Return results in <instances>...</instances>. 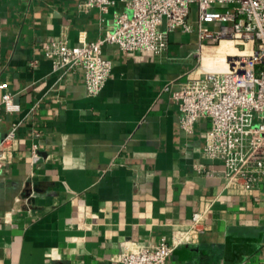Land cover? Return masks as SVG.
<instances>
[{"label":"crops","instance_id":"obj_1","mask_svg":"<svg viewBox=\"0 0 264 264\" xmlns=\"http://www.w3.org/2000/svg\"><path fill=\"white\" fill-rule=\"evenodd\" d=\"M81 1L0 0V82L20 105L0 123L5 136L17 122L0 169V264H117L125 242L188 228L205 199L209 228L165 264H264V177L252 194L226 191L223 163L201 156L209 122L184 132L177 86L164 89L195 67L197 32L169 33L162 57L104 44L111 70L89 96L84 70H53L45 50L58 37L96 40L127 8ZM235 49L203 46L199 70H225Z\"/></svg>","mask_w":264,"mask_h":264},{"label":"built area","instance_id":"obj_2","mask_svg":"<svg viewBox=\"0 0 264 264\" xmlns=\"http://www.w3.org/2000/svg\"><path fill=\"white\" fill-rule=\"evenodd\" d=\"M127 10L116 13L111 29L83 45H70L64 37L52 40L45 50L53 70L82 68L89 96L103 88L111 61L102 56L104 44H115L125 52L150 51L162 57L168 35L176 29L196 31L200 48L195 51L196 65L184 79L166 84L179 110V126L186 132L203 119L201 156L220 160L224 168L223 188L237 194H252L264 177V0H122ZM113 0H82L81 9L97 7L106 12ZM195 5V25L189 21ZM209 30L205 23H218ZM232 40L236 54L228 56L225 70H199L203 46ZM207 44V45H204ZM200 58V59H199ZM20 105L5 82H0V123L3 113H14ZM5 136L0 131V169L10 160L14 149V130ZM208 173H211L210 171ZM213 200L205 199L192 213L186 229L174 230L169 240L139 245L125 242L117 264H165L173 249L209 228L206 214Z\"/></svg>","mask_w":264,"mask_h":264},{"label":"rangeland","instance_id":"obj_3","mask_svg":"<svg viewBox=\"0 0 264 264\" xmlns=\"http://www.w3.org/2000/svg\"><path fill=\"white\" fill-rule=\"evenodd\" d=\"M191 8L192 9H191V13L189 15V21L192 22L194 24V26H196L195 25V20L197 18V10H196L195 5H192ZM223 23H221V22H218V23H205L204 26L207 27L209 30H218L220 25L223 24ZM213 45H218V43L213 44ZM200 63H201V59H200V62H198V65Z\"/></svg>","mask_w":264,"mask_h":264},{"label":"bare ground","instance_id":"obj_4","mask_svg":"<svg viewBox=\"0 0 264 264\" xmlns=\"http://www.w3.org/2000/svg\"><path fill=\"white\" fill-rule=\"evenodd\" d=\"M226 41H228V42H230L231 44H233V42H232V40H226ZM236 49H235V53L233 54V55H235L236 54Z\"/></svg>","mask_w":264,"mask_h":264}]
</instances>
